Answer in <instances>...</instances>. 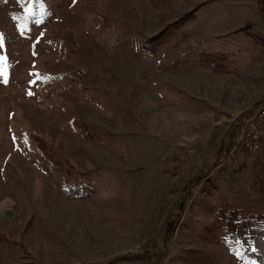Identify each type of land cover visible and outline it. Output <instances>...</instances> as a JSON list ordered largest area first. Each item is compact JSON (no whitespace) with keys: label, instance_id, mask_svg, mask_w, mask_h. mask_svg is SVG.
I'll return each mask as SVG.
<instances>
[{"label":"rangeland","instance_id":"1","mask_svg":"<svg viewBox=\"0 0 264 264\" xmlns=\"http://www.w3.org/2000/svg\"><path fill=\"white\" fill-rule=\"evenodd\" d=\"M263 94L258 0H5L0 264H256L214 207L264 213L252 158L217 162ZM154 114L179 120L169 136Z\"/></svg>","mask_w":264,"mask_h":264},{"label":"trees","instance_id":"2","mask_svg":"<svg viewBox=\"0 0 264 264\" xmlns=\"http://www.w3.org/2000/svg\"><path fill=\"white\" fill-rule=\"evenodd\" d=\"M5 0H0V4L4 3ZM258 5L260 6L261 12L264 13V0H258ZM189 15L179 18L176 22L171 25V27L177 25L179 22H184L188 19ZM166 32V31H165ZM162 34L159 36L150 37L145 39L142 42L141 47L145 51H152L159 41ZM214 67H219V60L221 58H213L211 59ZM77 70L75 69L72 73H75ZM72 123L77 127L82 128L85 131V134L89 138H96V135L90 133L82 121L78 118L73 117ZM229 134V138L224 141L221 145L220 152L222 151V156L227 151L231 144V139ZM37 144L43 151L45 157L51 160L58 169L62 170L63 173L68 172V169L59 161L57 158V162L54 159L53 155L50 151H48L47 146L41 139H37ZM221 153L218 154V157ZM221 156V157H222ZM221 158L218 159L217 162H220ZM57 163V164H56ZM64 183L69 187L70 192H79L78 187H73V184L68 180H63ZM214 216L217 222L223 224L224 230L227 233V236L218 237V240L222 241L225 245H239L243 250H245L250 258L255 260L256 264H264V213L260 211H252L248 207H241L238 205H218L214 207ZM6 237L0 232V242L6 241ZM115 261L110 260L100 264H115Z\"/></svg>","mask_w":264,"mask_h":264},{"label":"built area","instance_id":"3","mask_svg":"<svg viewBox=\"0 0 264 264\" xmlns=\"http://www.w3.org/2000/svg\"><path fill=\"white\" fill-rule=\"evenodd\" d=\"M231 124L224 141L231 133V144L218 166L232 162L239 152L250 156L264 176V94L250 108L231 114Z\"/></svg>","mask_w":264,"mask_h":264},{"label":"bare ground","instance_id":"4","mask_svg":"<svg viewBox=\"0 0 264 264\" xmlns=\"http://www.w3.org/2000/svg\"><path fill=\"white\" fill-rule=\"evenodd\" d=\"M161 118H163V117L159 114L152 115L151 116L152 123L154 124V127H156L157 129L161 128L160 129L161 132L166 133V135L169 136L168 128L175 127L176 122H178L179 120H174L173 118L168 120V118H167L168 121H166L165 119H161ZM171 136H173V135H171Z\"/></svg>","mask_w":264,"mask_h":264}]
</instances>
